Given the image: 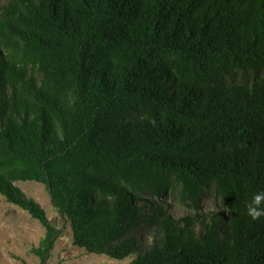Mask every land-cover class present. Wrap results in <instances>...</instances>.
<instances>
[{"label": "trees", "instance_id": "trees-1", "mask_svg": "<svg viewBox=\"0 0 264 264\" xmlns=\"http://www.w3.org/2000/svg\"><path fill=\"white\" fill-rule=\"evenodd\" d=\"M26 180L87 252L264 264V0H0V194L45 264L62 231Z\"/></svg>", "mask_w": 264, "mask_h": 264}, {"label": "rangeland", "instance_id": "rangeland-1", "mask_svg": "<svg viewBox=\"0 0 264 264\" xmlns=\"http://www.w3.org/2000/svg\"><path fill=\"white\" fill-rule=\"evenodd\" d=\"M16 183L39 201L51 221L61 228V235L45 264H123L135 257L136 254L133 253L124 260H117L106 254L87 252L84 248L74 245L69 224L64 222L53 206L46 186L34 180ZM167 199L173 205L172 211L176 215H183L188 211L180 202L177 192H170ZM202 206L205 210L215 209V197L206 194L202 199ZM44 231V226L37 219L31 217L23 208L8 202L0 194V264H39V257L33 253L32 248L38 245ZM136 234L146 245L152 242L154 230L141 228Z\"/></svg>", "mask_w": 264, "mask_h": 264}, {"label": "clouds", "instance_id": "clouds-1", "mask_svg": "<svg viewBox=\"0 0 264 264\" xmlns=\"http://www.w3.org/2000/svg\"><path fill=\"white\" fill-rule=\"evenodd\" d=\"M247 215L253 220L264 217V190L253 194L250 201L246 202Z\"/></svg>", "mask_w": 264, "mask_h": 264}]
</instances>
